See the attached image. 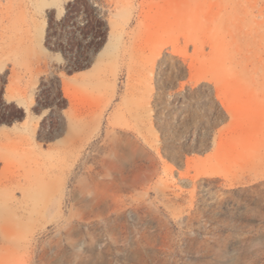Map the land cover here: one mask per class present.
I'll return each instance as SVG.
<instances>
[{
	"label": "rangeland",
	"instance_id": "1",
	"mask_svg": "<svg viewBox=\"0 0 264 264\" xmlns=\"http://www.w3.org/2000/svg\"><path fill=\"white\" fill-rule=\"evenodd\" d=\"M0 264H264V0H0Z\"/></svg>",
	"mask_w": 264,
	"mask_h": 264
},
{
	"label": "trees",
	"instance_id": "2",
	"mask_svg": "<svg viewBox=\"0 0 264 264\" xmlns=\"http://www.w3.org/2000/svg\"><path fill=\"white\" fill-rule=\"evenodd\" d=\"M64 57L67 59L68 57H66L65 55H64ZM57 91H58V93H59V96L61 97V99L63 100V101H65V98H64V96H63V93H62V89H61V84H60V81L58 80V82H57ZM66 108V105H63L62 107H61V109L63 110V109H65Z\"/></svg>",
	"mask_w": 264,
	"mask_h": 264
},
{
	"label": "crops",
	"instance_id": "3",
	"mask_svg": "<svg viewBox=\"0 0 264 264\" xmlns=\"http://www.w3.org/2000/svg\"><path fill=\"white\" fill-rule=\"evenodd\" d=\"M29 199H30L31 202H32V200H34V199L30 198V197H29Z\"/></svg>",
	"mask_w": 264,
	"mask_h": 264
}]
</instances>
